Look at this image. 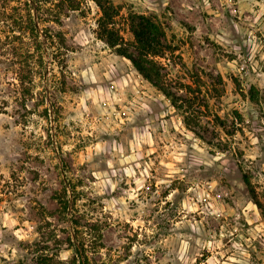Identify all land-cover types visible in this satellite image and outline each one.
<instances>
[{
  "label": "rangeland",
  "instance_id": "1",
  "mask_svg": "<svg viewBox=\"0 0 264 264\" xmlns=\"http://www.w3.org/2000/svg\"><path fill=\"white\" fill-rule=\"evenodd\" d=\"M108 1L178 108L93 0H0V264H264V0Z\"/></svg>",
  "mask_w": 264,
  "mask_h": 264
},
{
  "label": "trees",
  "instance_id": "2",
  "mask_svg": "<svg viewBox=\"0 0 264 264\" xmlns=\"http://www.w3.org/2000/svg\"><path fill=\"white\" fill-rule=\"evenodd\" d=\"M93 1L101 11V17L98 20L100 38L106 41L120 56L130 60L137 71L167 98L171 99L173 105L177 107V98L173 92L174 88L170 84L171 80L160 62V59L174 51V48L168 43L166 31L161 23L155 17L137 14L130 16L128 20L130 32L135 40L130 43L122 36L119 28H116L117 19L120 17L118 8L108 0ZM32 32L34 40L41 48L40 35L35 23Z\"/></svg>",
  "mask_w": 264,
  "mask_h": 264
}]
</instances>
